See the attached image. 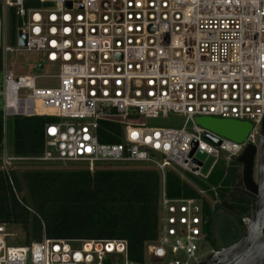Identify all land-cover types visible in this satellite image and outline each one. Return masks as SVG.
<instances>
[{"label":"built area","instance_id":"built-area-1","mask_svg":"<svg viewBox=\"0 0 264 264\" xmlns=\"http://www.w3.org/2000/svg\"><path fill=\"white\" fill-rule=\"evenodd\" d=\"M0 51L5 133L17 117L56 118L40 157L12 156L4 140L0 166L8 175L23 162L84 165L91 173L138 164L161 176L158 238L143 262L130 259L124 240L44 236L27 244L0 224V264H200L217 252L207 228L235 215L232 194L246 197L237 159L259 145L264 123V0H0ZM21 51L43 53L59 70L58 86L16 77L8 55ZM170 115L184 118L182 127L147 124ZM201 117L253 129L238 143L198 125ZM167 173L190 196L171 197Z\"/></svg>","mask_w":264,"mask_h":264},{"label":"trees","instance_id":"trees-1","mask_svg":"<svg viewBox=\"0 0 264 264\" xmlns=\"http://www.w3.org/2000/svg\"><path fill=\"white\" fill-rule=\"evenodd\" d=\"M13 31L16 22L12 23ZM3 54L0 51V75ZM13 121V155L40 157L45 150V129L56 121L51 116L17 117ZM121 133L118 124L104 123ZM5 140L3 111H0V152ZM103 142H119L106 136ZM220 171L215 173L218 180ZM29 200H20L22 181L15 172L0 168V224L20 226L32 241L44 236L62 240H124L134 262H143L146 247L158 238L161 176L153 169L58 172L39 171L22 175ZM213 180V182H214ZM166 189L171 197L190 196L174 174L167 173ZM230 181L228 182V184ZM222 193V198H224ZM234 213L249 216L252 200L232 197ZM239 225V226H238ZM231 227V226H230ZM208 238L215 246L213 231Z\"/></svg>","mask_w":264,"mask_h":264},{"label":"water","instance_id":"water-1","mask_svg":"<svg viewBox=\"0 0 264 264\" xmlns=\"http://www.w3.org/2000/svg\"><path fill=\"white\" fill-rule=\"evenodd\" d=\"M71 7V4H68ZM19 46H27V35L19 32ZM196 123L203 128L238 143L247 140L253 125L250 122L201 117ZM206 155L199 153V158ZM237 162L243 167L242 184L246 197L252 200L250 214L244 217V236L236 243L203 259L200 264H264V123L259 145L246 147ZM212 159L204 169L206 173ZM232 180L234 175L232 174Z\"/></svg>","mask_w":264,"mask_h":264},{"label":"rangeland","instance_id":"rangeland-1","mask_svg":"<svg viewBox=\"0 0 264 264\" xmlns=\"http://www.w3.org/2000/svg\"><path fill=\"white\" fill-rule=\"evenodd\" d=\"M10 43H12L10 41ZM14 44H16L14 42ZM8 62L10 68L13 70L16 77L19 76H39L37 80V87L39 88H55L59 84V80L56 76L59 70L56 66L46 63V57L43 53L39 52H27L21 51L18 54H9ZM45 65V66H44ZM4 109V101L0 95V111ZM184 118L180 116L170 115L168 118L148 120L147 124L154 127H182L184 123ZM141 122H144L142 120ZM5 142L8 146L9 153L13 156V121L8 122V128L5 133ZM1 155V153H0ZM1 168V166H0ZM99 169H105L100 166ZM149 168L147 166H141L138 164H120L109 167V169L115 170H141ZM84 165H65L61 163H18L13 166L11 172H15L22 181L23 191L19 194L20 200H29L28 190L26 189V184L22 180V175L29 172H39V171H58V172H77L84 171ZM233 197H240L238 195L232 194ZM232 203V201H231ZM247 217V216H246ZM244 217H242L243 219ZM239 216L235 215H223L218 217L217 225L213 230V239L215 240V249L217 251L228 247L236 242H238L245 234V228L239 226L237 230L236 225L238 224ZM231 226V227H230ZM10 233L14 235V240L20 243H30L32 242V236L26 234L22 227L20 226H10Z\"/></svg>","mask_w":264,"mask_h":264},{"label":"flooded vegetation","instance_id":"flooded-vegetation-1","mask_svg":"<svg viewBox=\"0 0 264 264\" xmlns=\"http://www.w3.org/2000/svg\"><path fill=\"white\" fill-rule=\"evenodd\" d=\"M249 199V198H248Z\"/></svg>","mask_w":264,"mask_h":264}]
</instances>
